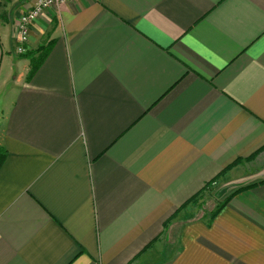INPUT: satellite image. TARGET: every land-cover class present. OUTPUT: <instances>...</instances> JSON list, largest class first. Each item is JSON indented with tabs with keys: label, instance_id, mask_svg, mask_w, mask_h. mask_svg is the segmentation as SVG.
Listing matches in <instances>:
<instances>
[{
	"label": "crops",
	"instance_id": "crops-1",
	"mask_svg": "<svg viewBox=\"0 0 264 264\" xmlns=\"http://www.w3.org/2000/svg\"><path fill=\"white\" fill-rule=\"evenodd\" d=\"M34 1L0 0V264H264V0L50 8L29 76Z\"/></svg>",
	"mask_w": 264,
	"mask_h": 264
},
{
	"label": "built area",
	"instance_id": "built-area-1",
	"mask_svg": "<svg viewBox=\"0 0 264 264\" xmlns=\"http://www.w3.org/2000/svg\"><path fill=\"white\" fill-rule=\"evenodd\" d=\"M73 1L75 0H35L31 9L21 15L16 24V53L21 56L27 54L32 27L48 9L60 8Z\"/></svg>",
	"mask_w": 264,
	"mask_h": 264
},
{
	"label": "trees",
	"instance_id": "trees-1",
	"mask_svg": "<svg viewBox=\"0 0 264 264\" xmlns=\"http://www.w3.org/2000/svg\"><path fill=\"white\" fill-rule=\"evenodd\" d=\"M51 49V44L48 46H42L39 48V50L35 54V56L31 53V54H27V57H31V71L29 73V76H32L34 74V72H36V70L39 68L40 64L43 62V60L45 59V57L47 56L48 52ZM4 149L0 147V165L3 162V158H4ZM243 160H239L237 161L235 164H238L240 162H242ZM232 166H230L229 168L225 169L223 171L222 174L226 173ZM221 175H219L217 178H219ZM215 181H213L212 183H208L201 191H199L196 195H194L191 199H189L185 205L182 206V208L187 207V206H193V207H200L202 203H200V200H203V198L205 197V194L208 192V190L211 189L212 184ZM248 187L245 188H241L239 189L237 192H240L242 190L247 189ZM236 192V193H237ZM230 197H228L224 202L220 203L216 209L214 211L211 212L210 217L205 219L206 220V225L208 227L212 226L215 218L219 215V213L221 212V210L227 205V201L229 200Z\"/></svg>",
	"mask_w": 264,
	"mask_h": 264
},
{
	"label": "rangeland",
	"instance_id": "rangeland-1",
	"mask_svg": "<svg viewBox=\"0 0 264 264\" xmlns=\"http://www.w3.org/2000/svg\"><path fill=\"white\" fill-rule=\"evenodd\" d=\"M230 193L231 191L225 192L224 188L222 189L218 186H212L205 194L203 200H200V203H202L201 206L194 208L193 214H191L190 218H194L193 220L197 218H209L211 212L214 211L220 203L224 202L230 196L228 195Z\"/></svg>",
	"mask_w": 264,
	"mask_h": 264
}]
</instances>
